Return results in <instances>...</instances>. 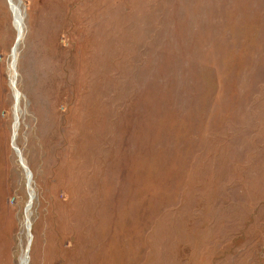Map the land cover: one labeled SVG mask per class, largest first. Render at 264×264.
<instances>
[{"label":"rangeland","instance_id":"1","mask_svg":"<svg viewBox=\"0 0 264 264\" xmlns=\"http://www.w3.org/2000/svg\"><path fill=\"white\" fill-rule=\"evenodd\" d=\"M0 264H264V0H0Z\"/></svg>","mask_w":264,"mask_h":264},{"label":"water","instance_id":"2","mask_svg":"<svg viewBox=\"0 0 264 264\" xmlns=\"http://www.w3.org/2000/svg\"><path fill=\"white\" fill-rule=\"evenodd\" d=\"M22 33H23V30L21 31L20 36H19V37L17 38V40H16V43H15L14 49H16V47L18 46L19 41H20V39H21V37H22ZM14 90H16V93L18 94V95H17V98H16V105H18V103H19V100H18L19 92L17 91V89H16V87H15V84H14ZM16 117H17V116H16ZM15 139H16V134L14 133V134H13V137H12V145H13L15 151L17 152V155H18V158H19V161H20L22 167L24 168V170H25L26 172H28L29 176H32V175H31V171L28 169V167H27V166L25 165V163H24V160H23V158H22V154H21L19 148H18L17 146L14 145V143H15ZM27 257H28V250H27Z\"/></svg>","mask_w":264,"mask_h":264},{"label":"bare ground","instance_id":"3","mask_svg":"<svg viewBox=\"0 0 264 264\" xmlns=\"http://www.w3.org/2000/svg\"><path fill=\"white\" fill-rule=\"evenodd\" d=\"M18 10H19V9H18ZM16 13H17V12H16ZM17 17H18L17 19L19 20V13H17ZM18 22H19V21H18ZM20 22H21V21H20ZM17 24H19V23H17ZM18 26L20 27V25H18ZM16 27H17V26H16ZM18 32L21 33V31H19V30H18ZM13 84H14V82H13ZM16 94H17V93H16ZM17 95H18V94H17ZM18 97H19V96H18ZM15 121H16V126L19 125V123H18V122H19L18 117H16ZM17 129H18V128H16V129L14 130L15 133H16V130H17Z\"/></svg>","mask_w":264,"mask_h":264}]
</instances>
